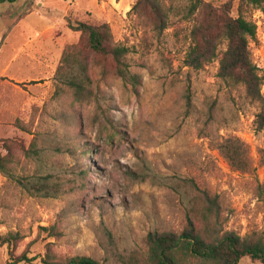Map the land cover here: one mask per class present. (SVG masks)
<instances>
[{
    "label": "rangeland",
    "instance_id": "1",
    "mask_svg": "<svg viewBox=\"0 0 264 264\" xmlns=\"http://www.w3.org/2000/svg\"><path fill=\"white\" fill-rule=\"evenodd\" d=\"M158 1L168 16L161 31L149 5L133 10L137 0L0 6V156L6 145L12 150L7 173L0 171V235L20 234L16 256L27 250L55 262L85 256L145 264L148 234L182 233L196 189L218 195L223 231L264 237L257 110L242 87L217 78V61L201 70L185 66L191 28L185 2ZM203 1L217 7L228 0ZM240 4L232 0L233 16ZM241 13L256 25L249 50L264 77V10L243 4ZM67 18L106 24L112 43L128 50L130 79L123 82L114 64L90 55L93 99L76 102L62 56L72 46L83 58L84 49ZM229 136L246 144L249 172L231 168L216 150ZM32 143L38 152L26 156L21 147ZM40 227L54 228L55 236ZM7 260L0 247V264Z\"/></svg>",
    "mask_w": 264,
    "mask_h": 264
},
{
    "label": "trees",
    "instance_id": "2",
    "mask_svg": "<svg viewBox=\"0 0 264 264\" xmlns=\"http://www.w3.org/2000/svg\"><path fill=\"white\" fill-rule=\"evenodd\" d=\"M182 1L185 2L184 19L191 22L185 66L201 70L207 64L217 61V78L228 87L243 88L245 101L257 110L254 118L255 130L262 131L264 77L252 62L249 50V42L256 41V26L245 19L241 8L246 4L264 10V0H241L236 16L232 15V0L217 7L203 0ZM14 2L15 0H0V6ZM140 4L150 6L158 22L159 31L163 30L168 16L163 11L160 1L137 0L133 10ZM66 26L70 31L78 33L83 41V58H80L79 51H75L78 49L72 46L64 50L62 56L67 75L64 83L72 90L76 102L84 103L93 99L87 61L90 55L114 64L116 75L123 82L130 79L125 64L128 50L124 46L112 43L110 30L106 24L91 25L85 22H72L67 18ZM16 126L24 131L19 122ZM215 148L231 168L241 172L250 171L248 149L239 138L234 136L221 138L216 142ZM4 149L6 155L0 156V171L5 174L7 163L12 158V150L9 145ZM21 151L26 153V156L30 153L36 155L38 152L34 143L27 150L22 146ZM260 161L264 164V149L260 151ZM257 194L264 197V186L257 188ZM193 198L191 214L190 212L187 214L186 226L182 233L148 234L145 264H238L242 258H248L252 263L264 264V237L256 235L241 237L232 231H223L218 195L196 189ZM39 230L49 237L55 236V229L52 227H40ZM21 239L19 233L0 235V247L5 246L7 250L6 264H102L85 256L55 262L47 254L31 256L27 250L16 256L14 252Z\"/></svg>",
    "mask_w": 264,
    "mask_h": 264
},
{
    "label": "built area",
    "instance_id": "3",
    "mask_svg": "<svg viewBox=\"0 0 264 264\" xmlns=\"http://www.w3.org/2000/svg\"><path fill=\"white\" fill-rule=\"evenodd\" d=\"M254 24V23H253ZM255 25V24H254ZM256 26V25H255Z\"/></svg>",
    "mask_w": 264,
    "mask_h": 264
}]
</instances>
